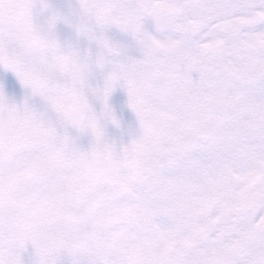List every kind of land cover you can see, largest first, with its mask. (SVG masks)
<instances>
[{
    "label": "snow or ice",
    "instance_id": "6c2138e0",
    "mask_svg": "<svg viewBox=\"0 0 264 264\" xmlns=\"http://www.w3.org/2000/svg\"><path fill=\"white\" fill-rule=\"evenodd\" d=\"M0 264H264V0H0Z\"/></svg>",
    "mask_w": 264,
    "mask_h": 264
},
{
    "label": "bare ground",
    "instance_id": "6f19581e",
    "mask_svg": "<svg viewBox=\"0 0 264 264\" xmlns=\"http://www.w3.org/2000/svg\"><path fill=\"white\" fill-rule=\"evenodd\" d=\"M51 3L58 9L63 10V5L66 3V0H51ZM66 39H70V34L65 36ZM113 104L116 112V117L120 123V127L117 130L115 139L126 140L131 131V126L134 122V116L127 108L126 96L119 90L115 92L112 96Z\"/></svg>",
    "mask_w": 264,
    "mask_h": 264
},
{
    "label": "flooded vegetation",
    "instance_id": "af4514ba",
    "mask_svg": "<svg viewBox=\"0 0 264 264\" xmlns=\"http://www.w3.org/2000/svg\"><path fill=\"white\" fill-rule=\"evenodd\" d=\"M111 102L112 101H111V98H110V101H109L110 107H111ZM109 125H112V124L109 123ZM115 131H116V127L112 125V128L109 131H107L110 138L114 139Z\"/></svg>",
    "mask_w": 264,
    "mask_h": 264
}]
</instances>
